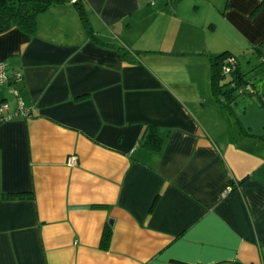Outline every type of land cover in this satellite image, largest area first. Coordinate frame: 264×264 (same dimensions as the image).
<instances>
[{"label":"crops","instance_id":"crops-1","mask_svg":"<svg viewBox=\"0 0 264 264\" xmlns=\"http://www.w3.org/2000/svg\"><path fill=\"white\" fill-rule=\"evenodd\" d=\"M84 8L90 32L68 2L0 34L20 73L0 104L13 88L31 109L0 122V264H264V0ZM224 51L253 83L229 105L210 78Z\"/></svg>","mask_w":264,"mask_h":264},{"label":"trees","instance_id":"trees-1","mask_svg":"<svg viewBox=\"0 0 264 264\" xmlns=\"http://www.w3.org/2000/svg\"><path fill=\"white\" fill-rule=\"evenodd\" d=\"M71 2L79 18L87 31L90 32L91 26L84 8V0H0V34L12 28H18L25 34L32 36L37 29V16L46 11L53 5ZM119 57L134 61V57L125 48L118 49ZM135 54L138 52H134ZM210 78L213 94L224 105H229L228 96L235 97L242 93H249L253 89V83L244 78V72L240 70L239 59L236 54L228 51L210 56ZM264 63V62H262ZM229 68L227 72L224 69ZM14 82H9V85ZM249 86V88H247ZM237 93L232 95L233 93ZM31 109L29 108V115ZM26 116V117H28ZM142 145L149 150H159L162 145L161 135L156 127L145 130L141 141ZM7 197L31 198L30 193L16 192L7 194ZM105 226L102 245L108 243L111 228Z\"/></svg>","mask_w":264,"mask_h":264},{"label":"built area","instance_id":"built-area-1","mask_svg":"<svg viewBox=\"0 0 264 264\" xmlns=\"http://www.w3.org/2000/svg\"><path fill=\"white\" fill-rule=\"evenodd\" d=\"M72 2L74 0H71ZM229 70V68L224 69V72H227ZM20 77V73L19 72H9L7 64L2 61L0 62V84L2 83H9L13 80H17ZM247 88H249V86H247ZM12 92L15 93V95L17 96V107L13 112H8L9 111V106L8 104H6L5 102H3L2 104H0V122L4 121L5 119H7L12 115H18V116H22V117H26L29 115V107L27 105L24 104V102L21 99H18V92H16L15 89H11ZM9 115H8V114ZM76 161V156L71 155L69 157V163H75ZM227 191V190H226Z\"/></svg>","mask_w":264,"mask_h":264},{"label":"rangeland","instance_id":"rangeland-1","mask_svg":"<svg viewBox=\"0 0 264 264\" xmlns=\"http://www.w3.org/2000/svg\"><path fill=\"white\" fill-rule=\"evenodd\" d=\"M243 65V64H242ZM244 98H247V97H241V102L243 103V101H244ZM247 102H249V100H246Z\"/></svg>","mask_w":264,"mask_h":264}]
</instances>
